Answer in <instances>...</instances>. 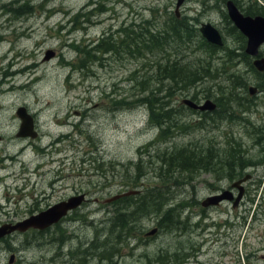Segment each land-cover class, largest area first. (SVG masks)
Segmentation results:
<instances>
[{"label": "rangeland", "instance_id": "obj_1", "mask_svg": "<svg viewBox=\"0 0 264 264\" xmlns=\"http://www.w3.org/2000/svg\"><path fill=\"white\" fill-rule=\"evenodd\" d=\"M175 1L0 0V168L4 169L0 220L13 210H42L73 197L75 191L86 199L77 210V220L59 227L62 236L52 232L22 248H18L24 244L22 235L0 242V264H8L10 253L15 256L13 264H264L259 259L264 255V210L257 213L264 209V73L258 74L250 59L238 60L234 67L225 62L226 50L238 55L225 13L227 0H185L179 8L178 17L190 27L208 23L220 33L223 47L215 54L199 48L197 37L179 53L189 64L207 62L211 76L218 79L213 82L203 76L197 85L171 92L167 105L174 111L173 119L160 126L153 123L161 120L160 115H150L142 104L133 106L145 94L132 81L152 79L155 63L163 64L160 56L140 53L142 46L134 47L140 51L130 56L131 40L130 46H119V52L113 46L109 53H96L94 63L74 49L90 51L106 37L115 43L121 39L117 34L121 28L133 31L135 40L150 25L165 28L174 16ZM231 1L244 15L240 9L244 1ZM47 53L53 56L44 60ZM259 53L264 57V44ZM77 59L81 65L86 62L81 69L76 67ZM232 75L241 79L245 89L229 91L227 78ZM248 87L257 92L250 96ZM220 92L232 96V102L220 106L215 100ZM184 99L210 100L216 109L191 111L181 103ZM120 100L131 105L117 104ZM226 105L234 112L228 113ZM18 107L33 117L35 138L16 137ZM219 111L226 114L219 116ZM182 148L204 157L216 149L222 160L232 155L249 164L244 174L251 179L243 185L248 197L239 210L245 218L238 220V226L225 223L228 218L223 213L235 212L224 204L211 211L214 216L218 213L214 225L190 215L192 204L202 202L213 188H228L230 179L224 174L215 178V169L192 171L174 183H163L162 156L168 159ZM168 188L172 194L158 212L148 211L147 201L143 216L129 218L125 229L112 227L115 209H121L117 200L124 197L106 200L130 191L138 193L127 197L147 200ZM170 209L180 222L175 228L161 223ZM152 229L157 230L154 235L144 238ZM48 238H63L64 243L57 249ZM5 244L11 249L3 250Z\"/></svg>", "mask_w": 264, "mask_h": 264}, {"label": "trees", "instance_id": "obj_2", "mask_svg": "<svg viewBox=\"0 0 264 264\" xmlns=\"http://www.w3.org/2000/svg\"><path fill=\"white\" fill-rule=\"evenodd\" d=\"M242 2L243 6L240 7V9L243 10L245 16L264 17V0H242ZM21 9H25V7H22ZM22 11L23 10H18V13L23 14L24 12ZM155 28V26L150 25L146 28L145 32L141 31V39L139 40L134 39V37L136 36L134 35L135 33L133 31L127 33V28H121L117 32L121 39L116 41L115 43L110 37H106L104 39L102 38L100 43L97 42L96 44H94V47L91 48L90 51H85L86 49L81 50L79 46H75L74 49L77 52H83L81 54L82 56L85 55L89 57L86 62L94 63V61L96 60V53H109L110 51H112L113 46H118L119 52V50L121 49L119 46H130V43L128 41L131 40L130 42L134 44L132 46L133 48L129 50L130 56L140 51L139 48H134L137 46H142V48H144L140 53L148 54L150 56H160L162 58L163 64L159 65V60L155 63V76H153L152 79L143 80L142 83L135 82V79L132 80L134 83L133 86L139 87V92L141 91L143 94H145L144 96L136 98L133 102L138 103L133 106L142 104L147 107L150 115H160L161 120H155L153 122L155 125L160 126V124H162L163 122H166L167 120L170 122L173 119L172 115L174 114V111H171L167 105L169 99L172 97L171 92L175 91L176 89H180V87H183L184 85H189L190 87L193 85H197L199 83V80H201L203 76L212 79L213 82H217L216 79H218L217 76H211V69L208 70L209 65L207 62H205L204 65L189 64L188 60L187 62H184L186 59L179 57V53H182L183 49L186 50L188 46L193 43V37H197L198 40H196V43L198 44V47L201 49L205 48L204 50H206L209 54H215L219 48L209 45L202 38H200L197 29H195L193 25L192 27H190L189 22L181 19L177 20L174 18V16L166 22L165 28ZM229 31L232 33V36L238 43V55H236L233 51L226 50L224 55L225 62L231 64L233 67L237 64L238 60L248 63V57L242 52V48L244 47L245 43L244 37L233 26L229 27ZM101 46L105 47L102 48ZM166 54L170 56L165 57ZM137 59L141 60L142 57L140 55H137ZM85 63L84 65H81L80 60L77 59V69H81V66L84 67ZM150 68L153 70V66ZM227 81L230 84L229 88L231 87L229 91H234L236 89H245V85L241 81V79H238L233 75L227 78ZM257 88L259 90H262L260 86H258ZM218 90L221 91V88L218 87ZM160 91H165L167 93H165V95L159 96L158 94H160ZM208 97L209 96L206 95V98ZM215 100L219 103L220 106H222L223 101L230 103L232 102L233 97L227 96L226 93L220 92ZM118 103L125 106L131 105L124 100H120L117 102V104ZM226 108L228 113L234 112L232 106L228 105L227 107L226 105ZM223 110L225 109L223 108ZM225 112L226 111H219L217 112V114L220 116L222 113L226 114ZM173 127L174 126L170 125L168 129L170 131H173ZM169 130L166 132L164 129H161L160 132L167 134L169 133ZM207 151L210 153L211 148H208ZM218 153L219 152L214 149L212 155H209L207 153L204 157L203 153L195 154L192 151H188V149L182 148L181 150H179V152L170 156L168 159H166V156L163 155L159 167L160 170H163L164 172L163 183L166 184L169 181H172V183H174L175 181H178V177L190 175L192 171L200 172L208 171L210 169L216 170L213 171V173H216L217 176H215V178H217L221 174L225 175V170L230 171L233 168H236L238 164H241L240 167L242 169L247 168L249 165L245 161L242 162L241 160H235L232 155H229L225 160H222V154L219 156L217 155ZM194 154L198 156H195ZM211 166H213L214 168H211ZM228 174L229 179H231V173ZM171 194L172 192L169 191L168 188L164 192H155L154 196L150 195L147 200L146 197L120 198L117 201H119L121 209L120 207L115 209V214L113 215L112 219V227L125 229L127 227V220L129 218L135 216L138 217V215L143 216V214L147 212V210L143 209V205L145 206V204H147V201L148 211H152V213L158 212L157 208L161 207L162 204H166L169 199L168 196ZM173 213L174 209L167 210L161 217V223L166 226H173L175 228L176 224L180 222L177 221L178 219Z\"/></svg>", "mask_w": 264, "mask_h": 264}, {"label": "water", "instance_id": "obj_3", "mask_svg": "<svg viewBox=\"0 0 264 264\" xmlns=\"http://www.w3.org/2000/svg\"><path fill=\"white\" fill-rule=\"evenodd\" d=\"M185 0H176L174 4V16L178 18L179 8L182 6ZM225 13L230 21L231 25L245 38V44L243 48V53L251 59V66L254 70L262 74L264 73V57L259 53L260 47L264 44V17L261 16H244L239 12L235 4L231 0H227L224 3ZM199 36L209 45H212L216 48L223 47V41L220 33L212 27L210 24H200L198 28ZM53 56L52 53H47L44 56V60H49ZM248 94L250 96L254 95L257 92L255 87H248ZM181 103L194 111H213L215 109V105L210 101L206 100L201 104H196L190 100L184 99ZM15 114L19 119L18 131L16 132V137L24 138H35L36 133L33 131V121L32 117L28 115L26 109L24 107H18L15 110ZM249 178L246 175L244 178L236 182L233 187L238 190L237 197L235 198V202H238L242 192L243 187L242 184ZM136 191L126 192L117 196H114L108 200L106 203L110 201H114L120 197H126L130 195H136ZM84 195H77L68 198L66 201L55 204L43 212L39 213L36 216L30 217L22 223L17 224L14 227H9L7 229L0 228V237L4 235H8L12 232H20L23 233L28 229H36V230H44L48 228L50 225L57 223L62 217L66 215L67 212L78 208L81 203L84 201ZM230 194L228 192H223L221 195L211 196L205 198L201 205L203 207L216 205L222 200H229ZM156 232V229H152L148 233L144 234V236H152Z\"/></svg>", "mask_w": 264, "mask_h": 264}, {"label": "flooded vegetation", "instance_id": "obj_4", "mask_svg": "<svg viewBox=\"0 0 264 264\" xmlns=\"http://www.w3.org/2000/svg\"><path fill=\"white\" fill-rule=\"evenodd\" d=\"M176 19L179 20L180 18L178 17ZM2 76L4 77L5 74L3 73ZM197 104H199V103H197ZM201 113H206V112H201ZM15 116L17 117L16 114H15ZM18 121H19V119H18ZM32 121H33V117H32ZM36 136H37V134H36ZM17 138H19V137H17ZM0 140H1V138H0ZM240 166H241V164H238L236 168H233L230 171L225 170V172H226L225 173V177L227 179H229V174L228 173H231V179L229 180L230 181V185L228 186V188H226V189H219V187H218L217 190H215V188H213V191L214 192H211L208 195V197H211V196L221 195L223 192H228L230 194V199L229 200H222V201H220L216 205H210V206H206V207H203L201 205V202L200 201L194 202L192 204V207L190 208V215L191 216L198 217L202 221L205 220V218H207L209 220V222L211 223V225H214V223H215L214 222L215 221L214 217L215 216H218V213H216L215 216H214L211 213V211L214 210V209H218L222 204H224L226 206V208L228 206L229 209L232 212H235V214L233 216L228 211H225L223 213L225 215V217L228 218V220L225 221V223L227 224V226H229V225H232V226L233 225H236V226H238L239 225L238 220L241 221V220H244V218H245L244 217V214L242 215L241 213H239V210H240L241 206L245 204V202L247 200V197H248V192L245 190V187L243 186L245 183H243L242 184V187H243L242 195H241L239 201L236 202V203H234L235 202V198L237 197V194H238V190L235 187H233V185L236 182H238L239 180H241L242 178H244L246 176V174H244V170L245 169H242ZM0 171L3 172L4 169L3 168H0ZM250 179H251V176H249L248 180H250ZM76 195H84V193H80V192L75 191L74 196H76ZM3 196H7V194L5 193V195H3ZM67 199L59 200L56 203L47 205L42 210H39L36 207H29V208L24 209V210H21V211L13 210L12 213L10 215H8L5 218L4 221L3 220H0V228H4L5 227V229H7L9 227H14L17 224L22 223L25 220L29 219L30 217L36 216L39 213L43 212L44 210L48 209L49 207H51V206H53L55 204H58L60 202L66 201ZM83 200L84 201L81 203V205L78 208H75V209L67 212L66 215L64 217H62L57 223L50 225L48 228H46L44 230H41V231L40 230H36V229H28V230H26L23 233H20V232L15 231V232H12V233H10L8 235H4V236L0 237V242H8L9 243L11 241V239L16 238V236H18V235L19 236L22 235L23 236V237H21L23 239V242L22 243H24V244H20L18 246V248H22V247H25L26 245H28L29 243H32V242L38 240V239L36 240L35 238H39L41 236L42 237H47L46 234L52 235V232H53V234H57L58 236H60V235L62 236L63 234H62V231L59 229V227H61L63 225V223L65 224V222H68V221L72 222V221L77 220L76 219L77 210L86 201L85 198ZM261 210H264V209L258 210L257 213H260ZM254 214L258 216V214H256V212H254ZM28 236L30 238H28ZM143 237L144 238H147V236H144V235H143ZM49 239L50 238H48L47 241ZM53 242H55L57 244V249H58L59 248L58 245L63 244L64 243V239L63 238H57V239L51 238V241L49 240V243H53ZM93 248H94L93 244L89 246V249H93ZM9 249H11L9 247V245L8 244H5V247H3V250H9ZM259 259L264 260V255H260L259 256ZM14 260H15L14 254L10 253L8 255L7 263L8 264H13Z\"/></svg>", "mask_w": 264, "mask_h": 264}, {"label": "bare ground", "instance_id": "obj_5", "mask_svg": "<svg viewBox=\"0 0 264 264\" xmlns=\"http://www.w3.org/2000/svg\"><path fill=\"white\" fill-rule=\"evenodd\" d=\"M17 13V12H16ZM182 36V35H181ZM163 101V100H162ZM164 214V213H163ZM184 214V213H183ZM116 248V247H115Z\"/></svg>", "mask_w": 264, "mask_h": 264}]
</instances>
